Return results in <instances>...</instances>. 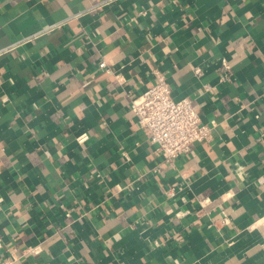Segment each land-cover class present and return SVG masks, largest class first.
Masks as SVG:
<instances>
[{"label": "crops", "instance_id": "1", "mask_svg": "<svg viewBox=\"0 0 264 264\" xmlns=\"http://www.w3.org/2000/svg\"><path fill=\"white\" fill-rule=\"evenodd\" d=\"M100 1L0 0V264H264V0ZM155 70L211 127L171 166Z\"/></svg>", "mask_w": 264, "mask_h": 264}, {"label": "built area", "instance_id": "2", "mask_svg": "<svg viewBox=\"0 0 264 264\" xmlns=\"http://www.w3.org/2000/svg\"><path fill=\"white\" fill-rule=\"evenodd\" d=\"M110 1L101 0L96 7ZM74 16L77 13L72 14ZM98 66L108 71L103 60ZM154 75L155 82L131 99L130 109L138 124L149 131L150 141L156 145L162 161L171 166L189 151L193 142L208 139L211 127L201 121L191 99H174L166 78L158 70L154 71ZM86 138L85 132L75 137L78 143ZM29 251L36 252L34 248H29Z\"/></svg>", "mask_w": 264, "mask_h": 264}]
</instances>
